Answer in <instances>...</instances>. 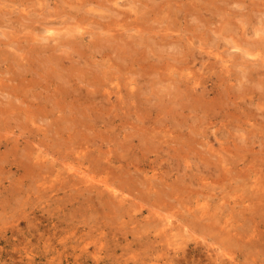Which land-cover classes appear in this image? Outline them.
<instances>
[{"label":"rangeland","instance_id":"rangeland-1","mask_svg":"<svg viewBox=\"0 0 264 264\" xmlns=\"http://www.w3.org/2000/svg\"><path fill=\"white\" fill-rule=\"evenodd\" d=\"M208 1L3 0V3H0V86L7 88V91L12 90L10 86L6 85L11 84L10 78L14 72L21 70L27 63L22 57L26 54L30 55L27 50L36 44L35 42L31 44L34 35L37 34L32 30L34 27L38 28L37 26L40 27L41 23L51 21L55 22L54 28L61 30L64 25L70 29L75 26L77 29L76 23L80 24L82 29H77L78 34L75 40L76 44L79 43L77 50L73 45L60 43L58 40L60 34L65 33L64 29L58 31V34L55 33L46 42L42 40L40 46L45 48L46 51L41 49L46 54L35 55L36 58L40 56L38 57L40 59L43 55L49 56L48 54L51 52V56L61 57L63 73H73L69 75L71 81H68L69 77L66 79L65 76H59V79L56 74L55 76L54 73L52 75L47 72V68L43 69L42 67L46 64H41L40 73L42 74L41 71H44V74L46 72L47 77L42 76L44 80L38 78L39 74H36L35 71V65L38 64L36 61L29 73L24 71L25 75L33 74V76H28L29 79L35 76L37 80H42V84L37 85L34 89L31 90L33 84L28 87V90L31 91L27 93L26 102L32 107L34 113L25 115L15 112L13 116L19 115L18 117L5 120L6 116L0 111V119L5 120L3 124L0 121V125L7 129L6 131H15L21 135L18 145L12 139L4 140L0 145V264H154L157 261L159 264H165V259L171 260L167 264H218L220 261L225 264H264V195L258 197L259 192L262 193V189L264 191V132L257 133L263 136V139L258 138L255 133L258 128L256 123L261 122V125L264 126L262 122L264 102L262 97H259L263 89L258 88L260 91L255 89L254 97L259 92L257 93L259 95L256 94L255 97L256 102L251 104L246 101L248 104L245 103V106L244 101H239L241 98L243 100V97L240 94L242 91L239 92L237 86L234 88V93H231L233 90H227L228 88L232 89L235 84H239V80H234L236 75L234 76L233 73L238 72L240 67H229L228 72H230L232 80L228 82L225 79L226 76L219 71V66L211 73L201 66L202 63H208L206 61L208 58L210 61L218 60L219 56L215 55L216 53L223 54L225 59H229L228 62H231L226 65L231 66L234 61L229 55L233 52L239 53V50L233 47L235 40L248 47L254 45L253 41L261 42L257 45L262 44L263 46L257 47L254 53L259 54L258 60L264 59V0H225L226 2L210 0L214 4H210ZM204 3L209 6L208 10L200 8V5ZM215 5H221L227 9L218 10V6ZM39 20L41 23L37 22ZM65 21H67L66 24ZM104 23L103 28L101 24ZM105 26H107L106 28L112 26L114 31L118 29L119 32L112 31V28L111 31L105 33L103 30L106 29ZM136 26H139L137 28L139 30L136 29ZM143 27L144 31L141 32L140 28L143 29ZM151 28H154V31L162 28L167 29L165 32L168 33V36L162 35L164 33L149 32ZM113 33L120 35L115 37ZM98 34L103 37L108 36L110 41H100ZM142 34L146 35L144 38L147 37L148 45L139 38ZM37 35L35 37L41 39V35L48 34L39 33ZM243 35L246 36L243 37ZM171 36L176 38L173 39ZM187 37L191 38L192 43H189ZM24 39L32 42L23 44L27 42H24ZM19 44L25 45V49ZM179 44L182 45V48H186V56L185 53H182L184 49L178 48ZM19 46L22 50L19 49ZM49 47L55 49L56 53L49 50ZM136 50L140 53H137ZM209 51L211 53L208 54ZM189 52H192L196 58L191 63L193 69L189 77L195 73L202 74L198 78L199 80L205 79L206 85L198 86L197 84L194 87L191 81L186 83L184 78L168 76L169 72L179 70L177 59L183 60L181 57L184 56L187 59L192 57ZM17 55L20 56L21 65L18 64L19 61L17 63L12 59ZM38 58L37 60H39ZM171 64L173 67H170ZM234 70L235 72H233ZM48 71L50 70L48 69ZM187 72L184 71L185 74ZM218 75L223 76L218 78ZM53 76L55 77L53 78ZM183 76L186 77V75ZM15 78L13 85L21 81L20 76ZM61 78L63 79L61 80ZM211 79L216 80L214 84L213 80L210 81ZM223 80L226 81L223 82ZM57 84L69 86L68 88H71L69 91H71H68L67 86L65 90L71 94L51 96L53 93H58ZM230 84L232 86L227 87ZM180 85L185 86L184 90L187 88L186 91ZM226 87L227 89H225ZM190 88L194 90L191 91ZM195 88L197 94L194 93ZM204 89L207 91L205 92ZM202 91L205 94L201 95ZM218 91L225 99L219 95ZM3 92L0 89V99L6 101L1 95ZM172 92L174 94H171ZM183 92L185 94L188 92L190 99L188 93V100L183 98L187 97ZM234 94L240 99L236 100ZM211 96L219 97L220 104H218L219 99L214 103L223 106V109L218 107L208 114L203 111H206L204 108L199 110L198 103V106H194L193 100L196 97H203L204 101L209 102ZM177 97L179 99H175ZM180 97L183 98L184 103L189 102L188 110L184 107ZM166 99H170V101ZM228 101H231L232 104L231 102L229 104ZM258 103L260 104L258 105ZM38 104L39 106H37ZM167 104L172 111L166 109L168 108ZM261 104L263 106H260ZM178 106L180 107L178 108ZM226 106L229 107L226 109ZM149 110L152 113L148 112ZM166 110H168L167 113H165ZM225 110L229 111L228 114ZM237 110L241 113L240 115ZM182 111L186 112L184 113L186 116L188 113L191 120L198 118L194 119L197 121H191L188 116L186 118ZM215 111L218 119H215V122L221 121L219 123L221 125L218 124L217 127L209 124L210 117H206L207 114L212 116ZM244 111H249L252 121L243 122L244 126L241 127L237 125V122H239V118H245ZM201 112H203V116ZM156 114H163L160 115L161 120L159 119V122L156 123L157 126L164 129L166 121L167 124L169 123V126L165 127L166 129L171 128L174 133L178 131L182 134H190L191 138H195L199 142H192V146H184L182 150L180 144L177 143L179 135L175 133L165 137L163 132H159L162 138H155L153 140L155 144H150L147 141L149 143V148H147L148 144H145L141 136L145 134L147 138L149 137L148 131L144 127L150 125L149 119L156 118ZM165 114L171 115L170 118ZM73 116H75L77 125L72 121ZM164 116L170 121L164 119ZM226 116L227 119H225ZM229 116L233 117L232 121ZM172 118L176 121H172ZM199 118L201 121L205 119L206 123L200 122ZM228 119L232 125L230 124L228 129L221 128L222 122L225 121L224 123L229 124L226 121ZM255 119L256 121H254ZM177 121L178 123H176ZM183 122L184 124H182ZM197 122L200 126L198 129L196 128V126L198 127ZM191 126L192 128L194 126V131L189 128ZM187 131L188 133H186ZM214 133L226 140L221 141L220 144L214 139ZM71 138L75 139L71 140ZM26 140H28L27 143ZM37 144L48 152L54 149L61 153L66 164L83 169H89V162L93 160L94 164L99 158L98 169L93 168L89 172L98 178L104 177L112 181L114 177L116 179L120 175L121 178L129 175L132 177L130 179L132 181L134 176L138 185L140 181L146 183L142 186L143 188L141 187L144 190L147 183L159 182V180L152 179L154 171L151 170V166H155L157 168L155 172L167 175L169 183L180 181L178 183L183 185V189L180 184L178 195L186 187L190 188L187 193L190 190L199 191L202 189L209 195L219 194L222 197L220 202L224 211L222 210L223 217L212 235L215 239L209 240L208 244L198 243L195 238L191 239L186 242L187 245L179 244L180 248L185 249V253L179 252L174 255L175 246H178L174 243L178 237H174L168 231V233H163V230H159L160 228L143 230L149 221L146 211L143 213L133 211L134 216L131 217H117L116 212L113 213L112 210L107 211L109 214L104 211L102 205L99 206V200L94 197L92 202L100 213L94 215L87 212V206H85L87 198L83 194L80 196V193L75 191L72 186L65 184L67 178L64 179L63 175L56 176L59 170H61L60 173L65 174L63 169H59L53 175H44L48 180V184H45L47 187L57 185L61 188V190L51 193L52 195L57 193L54 200L48 198L51 195L47 190L38 193L35 190L34 194L32 189L40 186L46 177H41L40 174L39 177L35 176L36 174L26 173L27 170L23 162L26 157H30V159L34 157L32 147L39 148ZM79 146L84 152L86 151L84 157L89 155V162L87 157L84 160V158L78 157V154H74L75 150L80 149ZM178 146L180 151L186 154L185 157H175L179 155L176 150ZM148 149L150 151H147ZM222 159L227 160L221 162ZM58 162L60 163V161ZM159 163L162 165H158ZM134 166H140V171H136ZM188 172L200 175L206 180L192 184L189 181L191 177ZM43 173L42 171L41 174ZM118 174L119 176H117ZM121 178L117 179L120 181ZM177 178L180 179L177 180ZM52 181L54 184H50ZM166 188L167 186L160 188L163 195L166 193L169 195L171 192L169 188H167V192H163ZM173 189L171 190L173 191ZM180 189L182 190L180 191ZM142 190L141 192H143ZM185 193L181 192L183 196L186 195ZM92 195L95 196L96 193ZM178 195H175V198ZM182 195L180 197H183ZM250 196L252 200L248 198ZM165 198L173 202L171 198L167 196ZM97 221L99 223L96 225ZM92 226H96L99 230L104 228V231H92ZM222 233L227 238L233 239L235 244H228L226 242L228 239L223 238ZM181 241L182 239H179L177 243ZM166 252L171 255L167 256Z\"/></svg>","mask_w":264,"mask_h":264},{"label":"bare ground","instance_id":"bare-ground-1","mask_svg":"<svg viewBox=\"0 0 264 264\" xmlns=\"http://www.w3.org/2000/svg\"><path fill=\"white\" fill-rule=\"evenodd\" d=\"M225 1V0H224ZM226 2V1H225ZM0 3H3V0H0ZM208 3H210V4H214V2H212V1H208ZM215 6H218L217 7V9L219 10H226V9H224L225 7H222L221 5L219 6V5H215ZM209 6L208 5H206L205 3L204 4H202V5H200V8H202L203 10H208L207 8H208ZM197 14V13H196ZM222 14H224V13H222ZM228 15H229V13H228ZM227 15V16H228ZM226 16V17H227ZM37 22H40V20L39 21H37ZM66 22L67 21H65V24H66ZM41 23V22H40ZM58 23H59V21H58ZM63 23V22H62ZM55 24V22H51V21H45L43 24L41 23L40 24V27L39 26H37L38 28H36V27H34V29H32V30H34V32H37V34H39V33H47L48 35H41L42 37H40L41 39H39V38H37L38 37V35H37V37H35L36 35H34V37H33V39H32V41H33V43H31V44H34V42L36 43L34 46L32 45V48H31V46L30 45H28V46H30V48L31 49H29V50H27L28 51V53L30 54V55H28V54H26V56L24 55L22 58L24 59V60H26L25 62H27L26 64H24V66H23V68H21V70H17V71H15L14 72V75L10 78V81H11V84L10 85H6L7 87L8 86H10L11 87V89L12 90H10V91H7V88H2L1 86H0V89L1 90H3L4 92L1 94L2 95V97H4L5 99H6V101H4V100H2V99H0V103H1V106H0V111H1V113L2 114H4V116H6L5 117V120H7V119H14V118H16V117H18L19 115H16L15 117L13 116V114L15 113V112H20V113H22V114H25V115H27V114H30V115H32L33 113H34V110H32V107L26 102V97L28 96L27 95V93H29V91H31L32 89H34L35 87H37V85H40V84H42L41 82H42V80H37L36 79V77L34 76L31 80L29 79V77L30 76H33V74H30V75H25L24 74V71H25V73H29V70L31 71L32 70V65H35L36 64V61H37V63L38 64H36L35 65V71H36V74H39L40 75V77H39V75H37L38 76V78H42V76L44 77V78H46L47 77V73L45 72V74H44V71H41L42 72V74L40 73V69L43 67V69L44 68H47L46 70H47V72H50V74H52V73H54V75L56 74L58 77L60 76V77H64L65 76V78L66 77H69V75H71V74H73V73H69V74H67L66 72L65 73H63L64 71H62V69L63 68H61V67H63V64H62V60H61V57H58V56H51L52 55V53L50 52V54H48L49 56H51L50 58H48L49 56H44L43 54V57H41L40 59L38 58V57H40V56H38L37 58L39 59V60H37V58H36V56L39 54V55H41V53H45L46 54V52H43V50L44 51H46L45 50V48H43V46H40L41 45V43H42V40H45V42L50 38V37H52L55 33L56 34H58L57 32L58 31H63L64 29H65V33L64 32H60L59 34H60V37H59V41H60V43H62V42H64L65 44H71V45H73V47H74V49L75 50H77L78 48H79V43H75V40H76V38H77V29H81V27H80V24H75L76 26H77V29H76V27L75 26H73L72 27V29H70L68 26H65L64 25V27L62 26V30L60 29V28H54V25ZM60 24V23H59ZM64 24V23H63ZM63 24H61V25H63ZM79 25V26H78ZM102 25V27L104 28V26L103 25H105V23L104 24H101ZM107 25V24H106ZM110 26V25H109ZM75 27V28H74ZM107 26H105V28H106ZM54 28V29H53ZM102 28V29H103ZM111 28V29H110ZM108 27V28H106V29H103V30H105V33L107 32V31H111L112 30V26L111 27ZM116 28V27H115ZM137 28H139V26H136V29ZM117 29V28H116ZM141 30V32H143L144 31V27H143V29L142 28H140ZM154 29V28H153ZM152 28L151 29H149V32H152V31H154ZM67 30V31H66ZM76 30V31H75ZM82 30V29H81ZM137 30H139V29H137ZM112 31H114V28H113V30ZM119 32L118 31V29L117 30H115L114 32ZM165 31H167V29H164V28H162V29H158V30H156V31H154V33H156V34H162V33H164V34H162V35H167L168 36V33L167 32H165ZM67 32V33H66ZM121 33V32H120ZM167 33V34H166ZM114 34V33H113ZM115 35V37H117L116 35H120V34H114ZM155 35V34H154ZM172 35V34H171ZM71 36H73L74 38H72ZM98 36V38H100L101 40L100 41H110L109 39L110 38H108V36L107 37H103V36H100V34H98L97 35ZM113 36V35H112ZM146 36V35H145ZM143 34L139 37L140 39H141V41L143 40V42L144 43H146L147 45L149 44V41H147L146 39H147V37L146 38H144L145 37ZM246 35H243V37H245ZM103 37V38H102ZM110 37V36H109ZM122 37H123V35H122ZM152 37V36H151ZM173 39H175L176 37L175 36H171ZM32 38V37H31ZM118 38H120V37H118ZM154 38V37H153ZM169 38V37H168ZM56 39V38H55ZM201 39H203V38H201ZM28 40H31V39H28ZM170 40V39H169ZM178 40H180V39H178ZM187 40L189 41V43L191 42L192 43V40H191V38L190 37H187ZM240 40H242V38H240ZM25 41H27V39H24V42ZM32 41H27L26 43H23V44H27V43H29V42H32ZM113 41H115V40H113ZM173 42L174 41H176V40H172ZM117 42V41H116ZM163 42V41H162ZM186 42V41H185ZM256 41H253V44L254 45H250L251 47H248L247 45H244L243 46V44L242 43H240L238 40H235V41H233V47L236 49V50H239V53H236V52H233L231 55H229L230 56V58L234 61V63L231 65V66H229V65H226V63H229V62H231V61H229L228 62V60L229 59H225L222 55H219V53L217 54H215V55H217V56H219V59L217 60H215V61H210V58H208L206 61H208V63H200L201 64V66H202V68L204 69V70H206L207 72H209V73H211V72H214V69H217V67L219 66V71L221 72V74H223V75H225L226 76V80L228 81V82H230L232 79H231V76H230V72H228V69H229V67H237V68H239L240 67V69H239V71L238 72H235V70L233 71V72H235V73H233L234 74V80L235 81H238V85L237 84H235V86H233V88L232 89H230V88H228L227 89V87H229V86H232L231 84L230 85H227V87L225 88V89H227L228 91H230V90H233L231 93H234V88L237 86L238 87V91L240 92V91H242L240 94L242 95L241 97H243V100H242V98L239 100L238 99V97H237V95L236 94H234L235 95V97L237 98H235L236 100H239V101H241V102H243V104L246 106V104L245 103H247L248 104V102H246V101H249V103H255L256 101H255V97H256V94L257 93H259V92H257L256 94H255V97H254V93L256 92L255 91V89H258V88H262L263 90L261 91V94L259 95V94H257V96L259 95V97L261 96L262 97V101L264 102V59H259L258 60V57H259V54H256V53H254L256 50H257V47H262L263 45L261 44H258L257 45V43H261V42H256ZM165 43V42H164ZM168 43V42H167ZM23 44H19V45H22V48H24L25 49V45L23 46ZM117 44H119V43H117ZM131 44V43H130ZM160 44V43H159ZM43 45V44H42ZM81 45V44H80ZM120 45V44H119ZM119 45H118V48H119ZM126 45H129V44H126ZM186 45V44H185ZM44 46H45V44H44ZM134 46V45H133ZM161 46V45H160ZM164 46V45H163ZM187 46H190V45H187ZM20 48L19 49H21V46H19ZM57 47H59V45H57ZM138 47V46H137ZM165 47V46H164ZM176 47H178V45H176ZM41 48H43V50L41 49ZM121 48H122V45H121ZM134 48V47H133ZM179 49H184L183 51H182V53H185L184 55L186 56V48H182V45L181 44H179V47H178ZM178 48H176L177 50H178ZM18 49V50H19ZM23 49V51H25ZM51 48L49 47V50H50ZM120 49V48H119ZM135 49H136V45H135ZM157 49V48H156ZM22 50V49H21ZM52 51H53V53H56V51L54 52V50L53 49H51ZM176 50V51H177ZM190 50V49H189ZM22 51V52H23ZM48 51V50H47ZM137 51V50H136ZM135 51V52H136ZM163 51V50H162ZM1 52H3V51H1ZM126 52H127V50H126ZM263 52H264V49H263ZM137 53H140L139 51H137ZM181 53V52H180ZM189 53H191L192 54V52H189ZM208 54L209 53H211L210 51L209 52H207ZM19 54H20V56H21V53L19 52ZM37 54V55H36ZM15 55H16V53H15ZM28 55V56H27ZM36 55V56H35ZM183 55V54H182ZM19 55H17L16 57L14 56V57H12V59H13V61H15V62H17L18 63V61L20 60V56L18 57ZM185 56L184 57H181L183 60H178L177 59V61H178V67H179V70L178 71H174V72H169V75L168 76H170V77H179V78H184V81L186 82V83H190L189 81H191V83L193 84V86L194 85H196L197 86V84H198V86H200V85H206V80L204 81V80H199V76H202V74L201 75H199L198 73H195V74H192V76H190L189 77V74L190 73H192V69H193V66H191V63H193L195 60H196V58H195V56L192 54V57L190 56V54H189V58L190 59H187V58H185ZM18 57V58H17ZM25 57V58H24ZM21 58V60H23ZM33 58H35L34 60H33ZM191 58H192V60H191ZM23 60V61H24ZM189 60H191V61H189ZM38 61H40V62H38ZM236 62V63H235ZM16 63V64H17ZM34 63V64H33ZM48 63H49V65H48ZM19 65H21L20 64V61H19V63H18ZM41 64L43 65V64H46V66L44 67V66H42V67H40L41 66ZM190 65V66H189ZM21 66V67H22ZM170 67H173V65L171 64V66ZM176 68H177V66H175ZM22 69H24V70H22ZM48 69L50 70V71H48ZM178 69V68H177ZM176 70V69H175ZM189 70H191V72H189ZM38 71H39V73H38ZM184 71H188L187 72V74H185L184 73ZM218 71V72H219ZM237 71V70H236ZM219 72V73H220ZM13 74V73H12ZM65 74H67V75H65ZM186 75V77H184L183 75ZM218 74V73H217ZM216 74V75H217ZM25 75V76H24ZM53 75V74H52ZM55 75V76H56ZM223 75H218L217 77L219 78V76H223ZM232 75V74H231ZM20 76V79H21V81H18L16 84H14L13 85V81L16 79L15 77H19ZM29 76V77H28ZM55 76H53V78L55 77ZM50 78L52 77L51 75L49 76ZM60 77H59V79H60ZM199 77V78H198ZM52 78V79H53ZM64 78V80H66ZM212 78V77H211ZM217 78V79H218ZM221 78H223V77H221ZM220 78V79H221ZM29 79V80H28ZM36 79V80H35ZM43 79V78H42ZM57 79V78H56ZM63 78H61V80H62ZM215 79H216V77H215ZM215 79H211L210 81H212L213 80V84H214V82L217 80H215ZM44 80V79H43ZM176 80V79H175ZM226 80H223V82L224 81H226ZM68 81H71V79H70V77H69V80ZM218 81H219V79H218ZM217 81V82H218ZM37 82V83H36ZM220 82H222V81H220ZM227 82V83H228ZM226 83V84H227ZM247 85H251V83H252V85L251 86H247ZM249 83V84H248ZM30 84H33L32 85V87L33 88H31V90H28V87H30ZM53 84H55L54 82H53ZM175 84V83H174ZM222 85L224 84V83H221ZM65 85V84H64ZM63 84H57V92L58 93H53L51 96H57V95H61V96H66V93H68V95H70L71 93H69L70 91H69V89H71V88H68L69 86H67V88H68V91L69 92H67L65 89H67L66 88V86H64ZM184 85H185V83H184ZM234 85V84H233ZM54 86H56V85H54ZM185 86H187V84L185 85ZM185 86H181L180 85V87H182L183 88V90H184V87ZM189 86V85H188ZM196 86H194V87H196ZM224 86H226V85H224ZM38 87H40V86H38ZM213 87V86H212ZM215 87V86H214ZM26 88V89H25ZM207 88H208V86H207ZM210 88V87H209ZM216 88V87H215ZM214 88V89H215ZM186 89L187 88H185V90L184 91H186ZM191 89V88H190ZM189 89V90H190ZM212 89V88H211ZM254 89V90H253ZM260 89H258L259 91H260ZM74 90V89H73ZM171 90V89H170ZM192 90H194V89H191V91ZM195 90H196V88H195ZM221 90H222V88H221ZM223 90H224V88H223ZM204 91H205V89H204ZM207 91V90H206ZM205 91V92H206ZM210 91V90H209ZM227 91V92H228ZM190 92V91H189ZM205 92L203 93V91L201 92V95L202 94H205ZM221 92H223V91H221ZM184 93V92H183ZM183 93H182V95H183ZM188 93V92H187ZM187 93L185 94L184 93V95H187ZM194 93H196L197 94V90L194 92ZM218 93H220V91H218ZM171 94H174L173 92L171 93ZM180 94V93H179ZM178 94V95H179ZM192 94V93H191ZM209 94V93H208ZM211 94V93H210ZM209 94V95H210ZM213 94V93H212ZM227 95H229L230 93H226ZM176 95V94H175ZM177 95V96H178ZM182 95H179V96H182ZM188 95H189V93H188ZM188 95H187V97H183V98H185V99H187L188 98ZM193 95V94H192ZM191 95V97L192 98H194L193 96ZM198 95H200V94H198ZM200 95V96H201ZM208 95V96H209ZM222 98L224 97L223 95H222V93H220L219 94ZM233 95V96H234ZM167 96V95H166ZM196 96V95H195ZM203 96H205V95H203ZM248 96V97H247ZM212 97V96H211ZM216 97V96H215ZM215 97H212L211 99L209 98V102L208 101H204L203 99V97L202 98H198V97H196L193 101H194V106L195 105H197V103H198V105L202 108H200V107H198L199 108V110L201 111V110H203V108L204 109H206V111L205 110H203L204 112H206V113H208L209 114V112L211 113V110L213 111L214 109H216V108H218V107H220V108H222L223 109V106H218V104H220V99H219V97H217V98H215ZM226 97V96H225ZM228 97V96H227ZM258 97V98H259ZM182 98V99H183ZM208 98H207V100H208ZM214 98V99H213ZM232 98V97H231ZM231 98H228V100H231V101H233ZM245 98V99H244ZM246 98H248V99H250V100H246ZM175 99H179V97H177V98H175ZM180 99H181V97H180ZM181 99V100H182ZM189 99H190V95H189ZM217 99H219V103L217 104L216 102L214 103V101L215 100H217ZM223 99H225V98H223ZM159 100V99H158ZM164 100V99H163ZM167 101L169 100L170 101V99H166ZM188 100V99H187ZM187 100H185L186 102H187ZM206 100V99H205ZM261 100V99H260ZM183 101V100H182ZM190 101H192V100H190ZM231 101H228L229 102V104H230V102ZM261 101V102H262ZM234 102V101H233ZM241 102H239V103H241ZM260 102V103H261ZM158 103H160V102H158ZM164 103H165V101H164ZM175 103H178V102H176L175 101ZM183 103H184V101H183ZM182 103V104H183ZM223 103V105H225L224 104V102H222ZM221 103V104H222ZM260 103H258V105L260 104ZM172 104H173V102H172ZM171 104V105H172ZM186 103H184V107H186V109L188 110L189 109V107H190V105H189V102L185 105ZM191 104V103H190ZM231 104H232V102H231ZM242 104V103H241ZM162 106H163V104H161ZM174 105V104H173ZM176 106H177V104H175ZM197 105V106H198ZM264 105V104H263ZM262 104L260 105V106H263ZM37 106H39V104L37 105ZM167 106H168V104H167ZM166 106V107H167ZM189 106V107H188ZM191 106H193V105H191ZM194 106H193V108H194ZM164 107H165V104H164ZM173 107H175V106H173ZM180 106H178V108H179ZM188 107V108H187ZM227 107H229V106H226V109H227ZM238 107H240V106H238ZM162 108V107H161ZM177 108V107H176ZM193 108H192V110H193ZM196 108V107H195ZM233 108H234V104H233ZM237 108V107H236ZM165 109V108H164ZM166 109H170V111H172V109L171 108H169V106H168V108H166ZM182 109V108H181ZM243 109V108H242ZM247 109V108H246ZM168 110H166V112L165 113H167V111ZM176 110V109H175ZM180 110V109H179ZM183 110V109H182ZM186 110V111H187ZM191 110V109H190ZM190 110L188 111V113L190 112ZM192 110H191V112H192ZM240 110H241V108H240ZM244 110V109H243ZM242 110V111H243ZM176 111H178V110H176ZM195 111V110H194ZM197 111V110H196ZM238 111V110H237ZM148 112H150V113H152V111L151 110H149ZM219 112V111H218ZM225 112H227L226 114H228V112L229 111H226L225 110ZM235 112V111H234ZM241 112V111H240ZM175 113V112H174ZM179 113V112H178ZM182 113H183V111H182ZM184 113H186V112H184ZM183 113V114H184ZM188 113H187V116H188ZM200 113V112H199ZM202 114V116H203V112H201ZM214 114L212 115V116H209L208 114H207V118H209V124H211V125H213L214 127L217 125L218 126V124L221 122H219V123H216L215 122V119H217V117H216V115H217V113H216V111L215 112H213ZM222 113V112H221ZM232 114H234L233 112H231ZM238 113H239V111H238ZM244 114H245V118L243 119V118H239V122H237V123H235V124H237V125H239V126H244V123L243 122H251L252 120H251V118H250V114H249V111H244L243 112ZM173 114V113H172ZM176 114V113H175ZM190 114V113H189ZM216 114V115H215ZM241 113H239V115H240ZM261 114V113H260ZM152 115V114H151ZM160 115H163V114H156V118H152V119H149V121H148V123L150 124L148 127L147 126H145L144 128L148 131L147 133L149 134V137L147 138L146 137V135L145 134H143L141 137L144 139V141H145V144H148V145H146L147 146V148H149V143L148 142H150V144H152V143H154L153 142V140H155V138H162V135L159 133V132H163L164 134V136L165 137H168V135H173V134H177V135H179V137H180V139H179V137L177 138L178 140H177V143H179L180 144V146H181V148H182V150L184 149V146L185 147H190V146H192L191 144H192V142H199V141H197V139H193V138H191L190 136V134H182V133H180V132H178V131H175V133L171 130V128H169V129H166L168 126H169V123L167 124V122L165 121V126L163 127L164 129H162L160 126H157L156 125V123H158L159 122V119L161 120V118H159L160 117ZM166 115H168L169 117L168 118H170V116L171 115H169V114H165V116ZM185 115V117L186 118H188L189 117V119H190V117L191 116H186V114H184ZM235 115V117L236 118H238L237 116H236V114H234ZM262 115V114H261ZM149 116H150V114H149ZM164 116V119H166V117ZM179 116V115H178ZM195 116V115H194ZM215 116V117H214ZM162 117V116H161ZM211 117H213V118H211ZM223 117H225V116H223ZM222 117V118H223ZM229 117H231L230 118V120L233 118L232 116H229ZM241 117V116H240ZM263 117V116H262ZM150 118V117H149ZM173 118H176V117H174L173 116ZM171 119L172 121H176V119L174 120V119ZM219 118V117H218ZM236 118H235V121H237L236 120ZM163 119V118H162ZM178 119V118H177ZM194 119H198V118H194ZM194 119L193 120H191V121H193V122H196V121H194ZM225 119H227V116H226V118ZM224 119V120H225ZM5 120H3V119H0V121H2V124L3 123H5ZM166 120H168V119H166ZM179 120V119H178ZM218 120V119H217ZM221 120V119H220ZM229 119L228 120H226V121H228V123H229V121H230ZM263 121V123H264V118L262 119ZM72 121H73V123L75 124V122H76V125H77V121L75 120V116H73V119H72ZM168 121H170V120H168ZM171 121V122H172ZM189 121V120H188ZM199 121L200 122H202L201 120H200V118H199ZM232 121V120H231ZM234 121V122H235ZM254 121H256V119L254 120ZM260 121H261V119H260ZM225 122V121H224ZM224 122H222L223 124H222V126H220L221 128H223V129H228L229 128V125L232 123H229V124H226V123H224ZM176 123H178V121L176 122ZM181 123V121L179 122V124ZM189 123V122H188ZM202 123H206L205 122V119H204V121L202 122ZM256 123V122H255ZM254 123V124H255ZM182 124H184V122L182 123ZM195 124V123H194ZM199 123L197 122V125H198ZM262 123L260 122V123H256L255 125L258 127V128H256V134L257 133H263L264 132V126H262L261 125ZM189 125V124H188ZM190 125H192V124H190ZM189 125V126H190ZM211 125H209V126H211ZM219 125H221V124H219ZM232 125V124H231ZM234 125V124H233ZM264 125V124H263ZM196 126V125H195ZM212 126V127H213ZM216 126V127H217ZM246 126V125H245ZM247 126H248V124H247ZM166 127V128H165ZM200 126L198 125V127L196 126V128L198 129ZM233 127V126H232ZM178 128V127H177ZM184 128H186L185 127V125H184ZM191 130H193L194 131V126H193V128H192V126L191 127H189ZM196 128H195V130H196ZM7 129H5L3 126H1L0 125V145L3 143V141L4 140H6V141H8V140H10V139H12L14 142H15V144H19V142H20V140H21V135L20 134H17L15 131H6ZM190 130V131H191ZM198 131V130H197ZM59 133V132H58ZM186 133H188V131L186 132ZM195 133V132H194ZM197 133V132H196ZM159 134H160V136H159ZM264 134V133H263ZM10 135V136H9ZM75 135V134H74ZM198 135V134H197ZM258 135V134H257ZM69 136H71L70 134H69ZM192 137H194V136H192ZM214 139L217 141V142H219L220 144H221V141H223V140H226V139H222L221 138V136H217V134L216 133H214ZM182 138V139H181ZM198 138V137H197ZM258 138H260V139H263V136H260V135H258ZM75 138H71V140H74ZM234 140V139H233ZM236 140V139H235ZM148 141V142H147ZM201 141V140H200ZM204 141H206L205 139H204ZM28 142V140H26V143ZM147 142V143H146ZM156 142V141H155ZM159 142V141H158ZM235 142V141H234ZM226 143H227V141H226ZM155 144V143H154ZM38 145V144H37ZM146 146H145V148H146ZM38 147L39 148H37V149H34L33 147H32V153L34 154V157H32L31 159H30V157H26V160L23 162V165L26 167V170H27V172L26 173H32V175L34 174H36L35 176H39L40 177V175H41V177H46V176H44V175H46L47 174V176L48 175H53V174H55V172H57L59 169H63V170H65V174L63 173H60L59 171H61V170H59L56 174V176L58 177L59 175L61 176V175H63L64 176V179H66V183L65 184H67V185H69V186H72V188L75 190V191H77V192H79L80 193V196H81V194H83V196L84 197H86L87 198V201H86V203H85V206H87L86 207V211L87 212H91L92 214H94V215H98L100 212H99V210H98V208L97 207H95L96 205L92 202V201H94V197H96L99 201V206L100 205H102V207L104 208V211H111V212H116L115 214H117L118 216L117 217H121V216H126V217H128V216H134V214L132 213L133 211H139L140 213H143L144 211H146L147 213H148V215H149V221L146 223V225H145V228L143 229V230H149V229H157V228H160L159 230H163V233H168V232H171L170 234H172L174 237L175 236H177L178 238H176L175 239V242L176 243H174V244H178V246L176 247L175 246V251H174V255H176V254H178L179 252H184L185 251V249L184 248H180V246H179V244H181V243H185L186 245L188 244V243H186V242H188L189 240H191V239H196L197 240V242L198 243H203V244H208L207 242H209V240H211L212 238L213 239H215V237L214 236H212L213 235V233H214V231H215V229L218 227L217 226V224L219 223V221H220V219L223 217L222 216V210L224 211V209H223V205L221 204V202H220V200L222 199V197H220L219 196V194H214V195H209V194H207V192H205L204 190H202V189H200L199 191H191L190 190V192H188L187 193V191H188V189H190L189 187H186L185 188V190H183L184 191V193H185V191H186V195H182L181 194V192H183V191H181L182 189H183V185H182V189H180V191L181 192H179L180 194L178 195L177 194V192H178V188H179V186H180V188H181V185L178 183V182H180L178 179H180V178H177V180L178 181H175L174 183L173 182H171V183H169V177L167 176V175H165L164 173H157V172H155V171H157V168L155 167V166H151L152 168H151V170H153L154 171V174L152 175V179L154 180V179H156V180H159V182H157V183H154L155 181H150L151 183H147V186L145 187V189L144 190H142L141 189V187L142 186H144L146 183L143 181V182H139V185L136 183V181H137V179H135V177L133 176V180L132 181H130V179H132V177L131 176H129V175H127V176H125V177H123V178H121L120 176H119V174L117 175V176H119V177H117V178H121V180L119 181L117 178L115 179V177L113 178V180L111 181H109L108 179H106V178H104V177H100V178H98L97 176H93V175H91L89 172H91L92 171V169L94 168V169H98V167H99V165H98V162H100V160H99V158H97L96 159V162L93 164V160L91 161V162H89V160H88V154L84 157V153L86 152H84V150L81 148V146H79V150H75L76 152L74 153V154H78L79 156L78 157H81L82 159L84 158V160H86V157H87V161L89 162V169L88 168H82V167H76L75 165H69V164H66L65 163V160H64V157L61 155V153H59V152H57V151H55L54 149L53 150H51V151H46L45 149H43L42 148V146H40V145H38ZM146 148V149H147ZM151 148H153L152 147V145H151ZM144 150V149H143ZM179 153H177V154H179V155H177V156H175V157H179L180 156V158H183V157H185L186 156V154H183L182 153V151H180V148H179V146H178V148L176 149ZM147 151H150L149 149L147 150ZM146 151V152H147ZM154 151V150H153ZM185 152H186V150H185ZM148 153V152H147ZM142 154V153H141ZM142 156V155H141ZM143 156H146V155H143ZM145 158V157H144ZM148 158V157H147ZM241 158V157H240ZM232 159V158H231ZM139 160V159H138ZM142 160V159H141ZM225 160H227V159H222L221 160V162H224ZM58 161H60V163L58 162ZM176 161H177V158H176ZM84 163H85V161H84ZM65 165V166H64ZM158 165H162V164H158ZM59 167V168H58ZM135 167V170L136 171H140V169H139V167L140 166H134ZM42 169H44V170H42ZM44 172L43 174H41V172L42 171ZM190 172V171H189ZM189 172H188V174H189ZM192 172V171H191ZM28 174V175H29ZM40 174V175H39ZM31 175V174H30ZM29 175V176H30ZM29 176H28V178H29ZM123 176V175H122ZM189 176L191 177V178H189L190 180L189 181H191L192 182V184L194 183V184H198V182H201V181H203V180H206V179H204V177H202V176H200V175H197V174H189ZM31 177V176H30ZM194 177V178H193ZM186 178V177H185ZM171 180V179H170ZM182 180H184V178H182ZM181 180V181H182ZM173 181V180H172ZM187 181V180H186ZM37 182V181H36ZM188 182V181H187ZM34 183V182H33ZM45 184H48V180H47V177L45 178V180L43 181V182H41V185L40 186H37L35 189H32V190H34V194H35V190H37V193L39 192V191H42V192H46V190L48 191V194H50L51 196L50 197H48L49 199H51V200H54V197L57 195V193H55L54 195H52L51 193L52 192H57L58 190H61V188L60 187H57V185L55 186V185H50V186H46ZM50 184H54V181H52V182H50ZM158 184V185H157ZM179 184V185H178ZM185 184H186V182H185ZM80 185H82V186H80ZM160 185H161V187H160ZM174 185H176V186H174ZM166 187L167 186V188H169L170 189V193H169V195L167 194H165V195H163L162 194V191L160 190V188H163V187ZM178 186V187H177ZM243 186H245V183H243ZM176 187V188H175ZM143 188V187H142ZM167 188L166 189H164L163 190V192L164 191H168L167 190ZM173 188H175V189H173ZM171 189H173V191L171 190ZM196 189V188H195ZM197 189H199V188H197ZM141 190L143 191V192H141ZM87 192V193H86ZM264 191H263V189H262V193L261 192H259V196L258 197H261L262 195H264V193H263ZM93 193H96V195L94 196V195H92ZM145 194V195H144ZM146 194H148V195H146ZM175 195H178V197H176L175 198ZM180 195H182L183 197H180ZM165 196H167V197H169V198H171L172 200H173V202H171L170 200H167L166 198H165ZM38 198V197H37ZM250 200H252L251 199V196L250 197H248ZM257 198V197H256ZM40 199V198H39ZM203 200V201H202ZM85 201V200H84ZM170 201V202H169ZM178 206H179V208H178ZM144 207H146L144 210H143V208ZM107 212V213H108ZM104 213V212H103ZM109 214V213H108ZM90 216V215H89ZM116 217V216H115ZM136 217V216H135ZM99 222L97 221V223H96V225L98 224ZM91 228H93L92 229V231H100V230H102V231H104V228H100V230L96 227V226H92ZM168 231V232H167ZM137 233H141V232H137ZM99 235H100V233H99ZM222 237L224 238H226V239H228V240H226V242L228 243V244H231V245H233V244H235V241H233V239H230V238H227L226 237V235H224V233H222ZM228 237H230L229 235H227ZM106 238V237H105ZM143 238V237H142ZM179 239H182V241L181 242H178L177 243V241L179 240ZM221 239V238H220ZM141 240V239H140ZM221 240H223V239H221ZM224 241V240H223ZM233 242V243H232ZM101 249V248H100ZM97 252H99V251H97ZM192 252H193V250H192ZM185 253V252H184ZM155 254H156V252H155ZM167 256H169V255H171V254H169L168 252H166L165 253ZM158 255V254H157ZM156 258V257H155ZM160 259V258H159ZM161 260V259H160ZM164 260V259H163ZM169 260L170 259H168V261H167V259H165L164 261H166V263L165 264H167V262H169ZM171 261V260H170ZM156 262V261H155ZM154 264H159V261H157L156 263H154ZM218 264H225L223 261H220V263H218Z\"/></svg>","mask_w":264,"mask_h":264}]
</instances>
